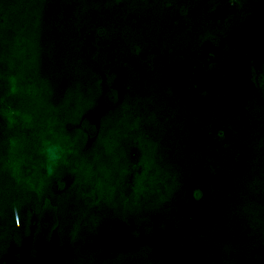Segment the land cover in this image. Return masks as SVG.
<instances>
[{
    "label": "water",
    "instance_id": "water-1",
    "mask_svg": "<svg viewBox=\"0 0 264 264\" xmlns=\"http://www.w3.org/2000/svg\"><path fill=\"white\" fill-rule=\"evenodd\" d=\"M0 264H264V0H0Z\"/></svg>",
    "mask_w": 264,
    "mask_h": 264
}]
</instances>
